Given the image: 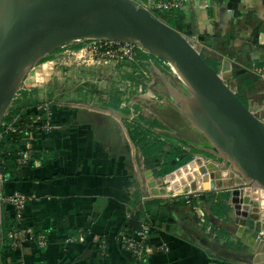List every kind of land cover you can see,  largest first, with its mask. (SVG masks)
<instances>
[{"label": "crops", "instance_id": "crops-1", "mask_svg": "<svg viewBox=\"0 0 264 264\" xmlns=\"http://www.w3.org/2000/svg\"><path fill=\"white\" fill-rule=\"evenodd\" d=\"M133 1L156 14L154 0ZM161 18L172 21L264 120V0H192ZM135 66L141 64L105 61L89 41L75 40L28 72L21 107L46 103L52 128L33 134L26 163L0 171V196L17 191L27 198L24 229L33 236L26 239L22 229L12 234V226L1 233L0 264H264L258 251L264 241L261 222L246 217L242 235L235 233L244 218L223 197L230 191V169L217 172L222 190L214 191L219 181L211 174L206 177L214 181L210 190L199 191L195 177L194 189L179 193L191 183L149 167L163 155L143 154L133 129L146 133L147 144L185 153L183 143L202 135L165 102L167 84L179 86L169 72L154 64L149 83L140 76L138 84ZM121 80L128 100L120 92ZM140 84L145 87L139 89ZM103 127L110 129L107 141ZM197 161L193 171L202 164ZM3 211L12 218L10 204H2ZM129 219L148 226L142 260L119 245ZM40 234L44 245L34 240ZM13 238L19 247H11Z\"/></svg>", "mask_w": 264, "mask_h": 264}, {"label": "water", "instance_id": "water-1", "mask_svg": "<svg viewBox=\"0 0 264 264\" xmlns=\"http://www.w3.org/2000/svg\"><path fill=\"white\" fill-rule=\"evenodd\" d=\"M75 40L131 43L171 64L183 82L181 87L167 84L165 102L205 139L204 145L189 143L208 155L200 173L230 167L235 184L228 187L229 199L235 212L246 217L250 191L264 190V120L248 109L182 32L133 0H0V124L28 72ZM109 131L102 128L103 140H109ZM194 160L201 162L191 159L169 177L175 174L180 183H191L198 173L190 168ZM189 189H194L192 183L185 184L184 190ZM2 220L7 225L13 219L7 211L0 212V243ZM234 230L242 235L244 227ZM259 243L258 251L264 253V241Z\"/></svg>", "mask_w": 264, "mask_h": 264}, {"label": "built area", "instance_id": "built-area-1", "mask_svg": "<svg viewBox=\"0 0 264 264\" xmlns=\"http://www.w3.org/2000/svg\"><path fill=\"white\" fill-rule=\"evenodd\" d=\"M192 0H154L152 9L157 12H170L176 13L184 9L185 4ZM163 19V18H162ZM91 44V50L97 57H102L107 60H113L119 64H130L139 63L147 67L148 72L145 71L143 82L147 85L146 78L150 79L151 73L149 72V67L154 64H158L162 69L168 70L177 76V78L182 83L181 77L175 71V69L167 61L150 55L144 50L140 49L134 44L109 41V40H87ZM65 45L61 46L64 47ZM254 70L261 72L262 68L254 66ZM169 72V73H170ZM142 84L139 85V89H142ZM23 96L21 93V85L19 89L14 94L12 102L9 107L13 106V109L20 107L26 112H30L28 117L29 122L26 124H19L21 121L20 114H15L11 120L2 121L0 126L2 127L0 131V138H4L5 145H8V137L11 133L24 132V142L22 147L18 151V157L16 158L15 165H21L27 162L30 158L31 151L29 148V141L31 140L35 132H46L52 128V125L43 119V114L47 111L48 105L42 103L35 106H24L22 105ZM7 113V112H6ZM27 201V198L21 192L14 191L8 196H0V212L2 211V204L8 203L12 207V219L14 224L11 227L12 234H15L18 230L22 229L24 232V237L26 239H32V232L30 229H24V216L23 208ZM148 226L146 224H141L136 228H128L125 230L119 240L120 247L130 253V255L136 260H142L146 257V238H147ZM37 244L44 245L46 238L44 234H40L34 239ZM11 247H19V240L13 238L11 241Z\"/></svg>", "mask_w": 264, "mask_h": 264}, {"label": "trees", "instance_id": "trees-1", "mask_svg": "<svg viewBox=\"0 0 264 264\" xmlns=\"http://www.w3.org/2000/svg\"><path fill=\"white\" fill-rule=\"evenodd\" d=\"M161 15H162V12H156V14H155V16H159V17H161ZM167 23L170 26L174 27L172 24V21L168 22V20H167ZM47 57H48V55L45 58H43L41 61L47 59ZM237 96L247 106L246 101L241 96H239L238 94H237ZM8 109H10V108H8ZM248 109H249V107H248ZM7 111H9V110H7ZM251 112L254 113L253 111H251ZM15 114H20V116H21V121L19 122V124H26L29 122L28 117L30 116L31 113L26 112L24 109H22L20 107H17L16 109H14L9 114L6 113V115L3 118V121L11 120ZM45 116L46 115L43 114L44 120H46ZM1 129H2V127L0 126V131H1ZM24 136H25L24 132L9 134L8 145H5V143H4L5 137L0 138V171H6L10 168H13L15 161H16V158L18 157V151H19L20 147H22V144L24 142ZM162 145H163L162 143L147 144V143H142V142L139 144V146L142 149L143 154H145V155L147 154L153 158L159 156V154L163 155V157H161V159L159 161H157V164H155L154 170H155L156 174L162 175L165 173H169V172L173 171L174 169H176L177 167L187 163L190 160L189 154L185 153L181 148L177 147V148H170L168 150L167 149L164 150L162 148ZM181 154H182V157L177 159V157ZM172 159H175V161L173 163H171ZM156 165H158V166H156ZM13 224H14V221H11L7 225H5L4 221L2 220L1 221V233L6 232L8 230V228H10ZM138 226H140V224L138 222H136L132 219H129V220H127V223L124 225V228L125 229H126V227L136 228Z\"/></svg>", "mask_w": 264, "mask_h": 264}, {"label": "rangeland", "instance_id": "rangeland-1", "mask_svg": "<svg viewBox=\"0 0 264 264\" xmlns=\"http://www.w3.org/2000/svg\"><path fill=\"white\" fill-rule=\"evenodd\" d=\"M155 13V12H154ZM155 15V14H154ZM135 67H137V70L139 71V73H138V75H136L138 78H139V81H137V83L139 84L140 82H142V80L140 79V76H143L144 77V74L146 75V73H145V71L146 72H148V70H147V67L146 66H144V65H141V67L139 68L138 66H135ZM167 70V69H166ZM169 70V69H168ZM167 70V71H168ZM170 72V71H169ZM144 73V74H143ZM169 75H171L173 78H174V80H176V82H178V84H179V86L181 87L182 86V83L180 82V80L177 78V76L175 75V74H173L172 72H170L169 73ZM145 78V77H144ZM143 79V78H142ZM131 81H134L135 79L134 78H131L130 79ZM149 81H150V79H147L146 78V82H147V84L149 83ZM123 82L124 83H128V81L126 82V79H123ZM122 82V80H121V83H123ZM124 83H123V85L121 86V88H122V91H120L121 93L123 92V91H125V93L124 94H126V92H127V89H126V87L124 86ZM131 85L132 86H134V84H132V82H131ZM131 86V87H132ZM143 87H145V85L143 86ZM138 88H139V86H138ZM146 90V89H145ZM145 90H142V92H144ZM133 92V91H132ZM237 94V93H236ZM126 97L125 98H127V100H128V94H126L125 95ZM13 106H14V104H13ZM13 106H11V107H9L10 109H8L9 111H7V114H9L10 112H12L14 109H13ZM263 120V119H262ZM132 134L135 136V138L137 139V143H145L146 142V140H147V137H146V133L145 132H141V131H139L138 129H133V132H132ZM189 138V137H188ZM205 139L203 138V137H199L198 139H196V140H187V142L186 143H183V145L187 148V154H189V158H190V160L191 159H195V158H199L200 156H202V157H200L199 159H201V163L203 164L204 162H206V161H208L209 160V158H207V156L208 155H206V153H203V152H201V150H199V149H197V148H194L193 146H191L189 143H194V144H197V145H202V141H204ZM139 143V144H140ZM139 144H138V146H139ZM147 155V154H146ZM189 160V161H190ZM195 161V160H194ZM195 163L193 162L191 165H190V167H192L193 165H194ZM153 165L155 166V164H152V165H150L149 167H153ZM180 167V166H179ZM178 168V167H177ZM223 168H225V169H230V167L228 166V165H226L225 167H223ZM195 170L198 172L199 171V168L198 167H195ZM231 171V169L229 170V172ZM217 172H219V171H215V172H212V173H208V172H206V173H203V172H199V173H197V176H196V178L198 179V182L201 184V186L202 187H200V189H199V191L200 190H206V189H211V188H213V182L215 181V180H218L219 181V176H220V174L221 173H217ZM226 172V171H225ZM227 173H228V171H227ZM211 174H213V175H215V178H212L214 181H212V180H208L206 177H208L209 175H211ZM228 175H229V173H228ZM228 175H226V176H228ZM205 179V180H204ZM207 180H208V183H210V185L209 184H207L206 182H207ZM221 180V179H220ZM212 182V184H211V182ZM219 184H221V182L219 181V183H217L216 185H215V187H217L216 189H214V191H216V190H222V188H221V186L219 185ZM230 184L231 185H234L235 184V182H234V180H233V178H232V180L230 181ZM221 185H223V184H221ZM209 186V187H208ZM179 193H187V191L186 190H184V189H182V188H180V189H178L177 190ZM190 192V191H189ZM194 191H192V193H193ZM259 192H262L263 194H264V190H261V189H256L255 191H254V189H252L251 191H250V193H249V196H250V198H251V201H250V208L251 209H249L251 212H252V214L250 215V212H248V214H247V218L250 220L251 219V221H259V222H261V224H262V226L264 227V205H261V204H259L258 203V201L257 200H254V198H256V197H258V195H259ZM223 197L224 198H226V199H229L230 197H231V193H230V191H228V192H223ZM230 208V207H229ZM246 217H242V218H244V219H242L243 221L244 220H246L245 218ZM245 224H246V222L244 221V222H242L241 223V225H243L244 227H245ZM250 227H252L253 228V226L252 225H250ZM234 233V232H233ZM236 233V232H235ZM238 245H241V243H239L238 242Z\"/></svg>", "mask_w": 264, "mask_h": 264}, {"label": "bare ground", "instance_id": "bare-ground-1", "mask_svg": "<svg viewBox=\"0 0 264 264\" xmlns=\"http://www.w3.org/2000/svg\"><path fill=\"white\" fill-rule=\"evenodd\" d=\"M192 162H194V161H192ZM192 162H191V163H192ZM191 163H190V164H191ZM197 163L199 164V162H197ZM198 172H200V171H198ZM204 180H205V179H204ZM195 187H197V188L200 189V187H202V186H201V184H200L199 182H197V185H196ZM208 187H209V186H208ZM255 190H256V189H254V191H255ZM258 190H259V189H258ZM254 200H257L259 204L264 205V194H263L262 192H259L258 197L254 198Z\"/></svg>", "mask_w": 264, "mask_h": 264}, {"label": "flooded vegetation", "instance_id": "flooded-vegetation-1", "mask_svg": "<svg viewBox=\"0 0 264 264\" xmlns=\"http://www.w3.org/2000/svg\"><path fill=\"white\" fill-rule=\"evenodd\" d=\"M201 143H202V145H204V143H205V140H204V141H202Z\"/></svg>", "mask_w": 264, "mask_h": 264}]
</instances>
